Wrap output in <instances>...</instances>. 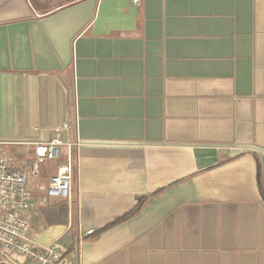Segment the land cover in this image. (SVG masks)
Here are the masks:
<instances>
[{
  "label": "crops",
  "instance_id": "0c3cea01",
  "mask_svg": "<svg viewBox=\"0 0 264 264\" xmlns=\"http://www.w3.org/2000/svg\"><path fill=\"white\" fill-rule=\"evenodd\" d=\"M65 122L70 198L46 192L67 147L29 183L38 244L69 264H264V0H0V139L26 142L7 153Z\"/></svg>",
  "mask_w": 264,
  "mask_h": 264
},
{
  "label": "built area",
  "instance_id": "2783aa9c",
  "mask_svg": "<svg viewBox=\"0 0 264 264\" xmlns=\"http://www.w3.org/2000/svg\"><path fill=\"white\" fill-rule=\"evenodd\" d=\"M140 3L141 0H134ZM73 125L65 122L54 129L48 141L31 142L32 154L22 160L9 155L6 148L25 144L24 141L0 139V264H69L68 245L54 241L40 245L31 238L30 210L35 199L29 187L39 176L41 167L48 161H56L67 147L66 158L59 162L55 174L46 188L47 195L70 198L74 173L73 148L80 142H68L62 138L65 130ZM94 230L87 231L88 234Z\"/></svg>",
  "mask_w": 264,
  "mask_h": 264
},
{
  "label": "trees",
  "instance_id": "16d2710c",
  "mask_svg": "<svg viewBox=\"0 0 264 264\" xmlns=\"http://www.w3.org/2000/svg\"><path fill=\"white\" fill-rule=\"evenodd\" d=\"M258 181H259V186L261 188V192L264 196V187L262 184V168L261 165H259L258 167ZM145 198L141 199L138 204L129 212H127L126 214H124L123 216L116 218L113 222H111L109 225H107L105 227V229L112 227L113 225L119 224L127 219H129L130 217L134 216L135 214H137L141 208L143 207V205L145 204Z\"/></svg>",
  "mask_w": 264,
  "mask_h": 264
}]
</instances>
